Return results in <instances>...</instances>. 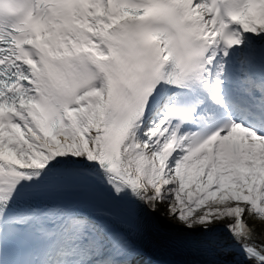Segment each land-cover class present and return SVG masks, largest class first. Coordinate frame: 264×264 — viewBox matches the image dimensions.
Here are the masks:
<instances>
[{
    "label": "snow or ice",
    "instance_id": "6c2138e0",
    "mask_svg": "<svg viewBox=\"0 0 264 264\" xmlns=\"http://www.w3.org/2000/svg\"><path fill=\"white\" fill-rule=\"evenodd\" d=\"M245 216L264 0H0V264H264Z\"/></svg>",
    "mask_w": 264,
    "mask_h": 264
},
{
    "label": "bare ground",
    "instance_id": "6f19581e",
    "mask_svg": "<svg viewBox=\"0 0 264 264\" xmlns=\"http://www.w3.org/2000/svg\"><path fill=\"white\" fill-rule=\"evenodd\" d=\"M161 213L164 214L163 221H164L165 223H175V221H171V220H168V219H167V212H166V209H165L163 206L158 207L156 215H157V216H160ZM249 220H250V219H249ZM251 222H252V221H251Z\"/></svg>",
    "mask_w": 264,
    "mask_h": 264
},
{
    "label": "rangeland",
    "instance_id": "374dc122",
    "mask_svg": "<svg viewBox=\"0 0 264 264\" xmlns=\"http://www.w3.org/2000/svg\"><path fill=\"white\" fill-rule=\"evenodd\" d=\"M252 221L254 222V224L256 225H259V229H264V222H261V221H257V220H253Z\"/></svg>",
    "mask_w": 264,
    "mask_h": 264
}]
</instances>
